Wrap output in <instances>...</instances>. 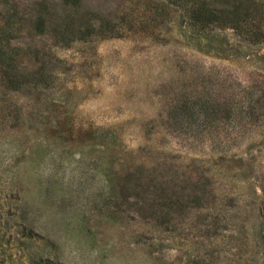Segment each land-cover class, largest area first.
Instances as JSON below:
<instances>
[{
    "label": "rangeland",
    "instance_id": "374dc122",
    "mask_svg": "<svg viewBox=\"0 0 264 264\" xmlns=\"http://www.w3.org/2000/svg\"><path fill=\"white\" fill-rule=\"evenodd\" d=\"M0 264H264V0H0Z\"/></svg>",
    "mask_w": 264,
    "mask_h": 264
},
{
    "label": "trees",
    "instance_id": "16d2710c",
    "mask_svg": "<svg viewBox=\"0 0 264 264\" xmlns=\"http://www.w3.org/2000/svg\"><path fill=\"white\" fill-rule=\"evenodd\" d=\"M238 26H236V28H237Z\"/></svg>",
    "mask_w": 264,
    "mask_h": 264
}]
</instances>
